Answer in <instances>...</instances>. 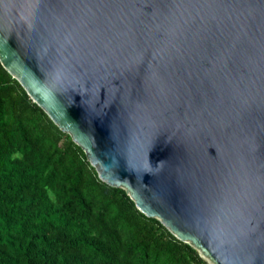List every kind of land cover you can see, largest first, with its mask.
I'll return each instance as SVG.
<instances>
[{"label":"water","instance_id":"obj_1","mask_svg":"<svg viewBox=\"0 0 264 264\" xmlns=\"http://www.w3.org/2000/svg\"><path fill=\"white\" fill-rule=\"evenodd\" d=\"M0 63L211 264H264V0H0Z\"/></svg>","mask_w":264,"mask_h":264},{"label":"trees","instance_id":"obj_2","mask_svg":"<svg viewBox=\"0 0 264 264\" xmlns=\"http://www.w3.org/2000/svg\"><path fill=\"white\" fill-rule=\"evenodd\" d=\"M0 264H209L124 189L0 63Z\"/></svg>","mask_w":264,"mask_h":264},{"label":"rangeland","instance_id":"obj_3","mask_svg":"<svg viewBox=\"0 0 264 264\" xmlns=\"http://www.w3.org/2000/svg\"><path fill=\"white\" fill-rule=\"evenodd\" d=\"M206 260V259H205ZM208 263H209V261L208 260H206ZM209 264H211V263H209Z\"/></svg>","mask_w":264,"mask_h":264}]
</instances>
